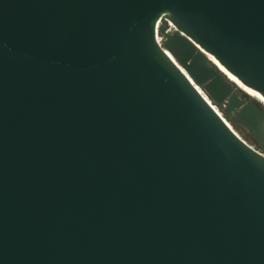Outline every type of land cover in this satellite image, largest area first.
<instances>
[{
  "label": "water",
  "instance_id": "1",
  "mask_svg": "<svg viewBox=\"0 0 264 264\" xmlns=\"http://www.w3.org/2000/svg\"><path fill=\"white\" fill-rule=\"evenodd\" d=\"M207 53L264 95V0H0V264H264V105Z\"/></svg>",
  "mask_w": 264,
  "mask_h": 264
},
{
  "label": "bare ground",
  "instance_id": "2",
  "mask_svg": "<svg viewBox=\"0 0 264 264\" xmlns=\"http://www.w3.org/2000/svg\"><path fill=\"white\" fill-rule=\"evenodd\" d=\"M170 26L171 28L174 27L173 23L170 22ZM157 40L161 43V37L159 35H157ZM167 53L169 54V56L175 61V57L170 53L168 52L167 50ZM208 54V53H207ZM209 57L220 67V69L222 71H224V73L226 75H228V77L232 80V81H235L238 85V87H240L241 89H243V91H245L246 93H248V95L256 98L258 101H260L263 105H264V95L258 91H256L253 87L245 84L244 82H242L237 76H235L233 73H231L224 65H222L212 54H208ZM183 71L187 74L186 70L180 66ZM188 75V74H187ZM189 76V75H188ZM189 79H191L192 83L195 85V87L198 89V91L205 97V99L211 104V106L217 111V113L225 120V122L237 133V130L234 128V126L231 124V122L226 118V116L221 112V108H219L217 106V104H215L211 98L202 90V88L194 81V79L189 76ZM241 135V134H239ZM242 137V136H241Z\"/></svg>",
  "mask_w": 264,
  "mask_h": 264
},
{
  "label": "rangeland",
  "instance_id": "3",
  "mask_svg": "<svg viewBox=\"0 0 264 264\" xmlns=\"http://www.w3.org/2000/svg\"><path fill=\"white\" fill-rule=\"evenodd\" d=\"M170 31H173V28H171ZM161 41H163V39H161ZM234 88H238L236 85H234ZM237 94H239V96H243L244 98V94H246V100L250 101V102H258V100L250 95H248L247 93H245L244 91H241V92H237ZM254 100V101H253ZM219 108H221V112L226 116V118L231 122V119H232V113H229V114H225L223 111H222V107L220 105H217ZM231 124L234 126V128L237 130V132L239 134H241L240 136H242V138H244L248 143L252 144L253 146H255L256 148H258L259 150H262L263 151V148L261 147V145L258 143V141H256L255 139V136L248 130L246 129H242V127L240 126H235L232 122ZM261 143L262 145L264 146V140L262 141L261 140Z\"/></svg>",
  "mask_w": 264,
  "mask_h": 264
},
{
  "label": "flooded vegetation",
  "instance_id": "4",
  "mask_svg": "<svg viewBox=\"0 0 264 264\" xmlns=\"http://www.w3.org/2000/svg\"><path fill=\"white\" fill-rule=\"evenodd\" d=\"M245 96H244V102L246 103V102H250V101H248V100H246V94H244ZM248 97V96H247ZM242 98H243V96H242ZM254 101V100H253ZM242 129H243V127H242ZM255 139H256V137H255ZM259 139H260V141L262 140H264V132L261 134V137H259ZM256 141H258L257 139H256Z\"/></svg>",
  "mask_w": 264,
  "mask_h": 264
},
{
  "label": "trees",
  "instance_id": "5",
  "mask_svg": "<svg viewBox=\"0 0 264 264\" xmlns=\"http://www.w3.org/2000/svg\"><path fill=\"white\" fill-rule=\"evenodd\" d=\"M231 122H232L235 126H239V125H237L232 119H231Z\"/></svg>",
  "mask_w": 264,
  "mask_h": 264
},
{
  "label": "built area",
  "instance_id": "6",
  "mask_svg": "<svg viewBox=\"0 0 264 264\" xmlns=\"http://www.w3.org/2000/svg\"><path fill=\"white\" fill-rule=\"evenodd\" d=\"M252 145V144H251ZM253 146V145H252ZM255 147V146H254ZM256 148V147H255ZM258 149V148H257Z\"/></svg>",
  "mask_w": 264,
  "mask_h": 264
}]
</instances>
